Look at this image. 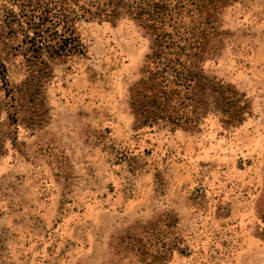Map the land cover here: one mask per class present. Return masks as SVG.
<instances>
[{
	"label": "rangeland",
	"instance_id": "1",
	"mask_svg": "<svg viewBox=\"0 0 264 264\" xmlns=\"http://www.w3.org/2000/svg\"><path fill=\"white\" fill-rule=\"evenodd\" d=\"M53 2L0 0V264H264V0L203 6L227 101L207 89L177 126L132 112L150 41L123 11L32 58Z\"/></svg>",
	"mask_w": 264,
	"mask_h": 264
},
{
	"label": "trees",
	"instance_id": "2",
	"mask_svg": "<svg viewBox=\"0 0 264 264\" xmlns=\"http://www.w3.org/2000/svg\"><path fill=\"white\" fill-rule=\"evenodd\" d=\"M216 1L54 0L56 9L53 6L50 19L45 3L31 15L33 36L23 43L36 60L43 54L70 56L84 50L72 25L77 17L104 15L115 19L123 11L150 41L143 77L129 90L132 112L142 124L166 120L177 126L189 121L188 115L196 110L207 89L218 94L217 99L227 101L222 86L204 76L198 66L217 34L202 8Z\"/></svg>",
	"mask_w": 264,
	"mask_h": 264
}]
</instances>
